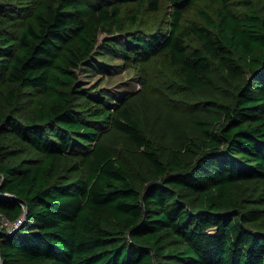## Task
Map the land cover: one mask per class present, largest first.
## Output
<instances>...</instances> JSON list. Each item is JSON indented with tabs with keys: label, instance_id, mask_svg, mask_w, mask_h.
Returning <instances> with one entry per match:
<instances>
[{
	"label": "trees",
	"instance_id": "16d2710c",
	"mask_svg": "<svg viewBox=\"0 0 264 264\" xmlns=\"http://www.w3.org/2000/svg\"><path fill=\"white\" fill-rule=\"evenodd\" d=\"M166 1L0 0V264H264V0Z\"/></svg>",
	"mask_w": 264,
	"mask_h": 264
},
{
	"label": "rangeland",
	"instance_id": "374dc122",
	"mask_svg": "<svg viewBox=\"0 0 264 264\" xmlns=\"http://www.w3.org/2000/svg\"><path fill=\"white\" fill-rule=\"evenodd\" d=\"M165 5L170 4L164 0ZM147 22V18L141 21V25ZM105 38H109L116 42L118 47L125 46L127 39L122 34H111L102 32L98 42L96 55L93 56L92 62L82 64L79 69L80 80L85 86H94L97 89H104L113 94V98L109 99L113 105H116L118 96H122L123 92L136 91L140 85V72L133 66L126 63L121 51H115L110 45L105 49L102 42ZM104 53L102 55V53ZM101 53V54H100Z\"/></svg>",
	"mask_w": 264,
	"mask_h": 264
},
{
	"label": "built area",
	"instance_id": "2783aa9c",
	"mask_svg": "<svg viewBox=\"0 0 264 264\" xmlns=\"http://www.w3.org/2000/svg\"><path fill=\"white\" fill-rule=\"evenodd\" d=\"M23 222V216L19 217L16 221H11L8 217L0 211V226L7 227L8 229H14Z\"/></svg>",
	"mask_w": 264,
	"mask_h": 264
},
{
	"label": "water",
	"instance_id": "95a60500",
	"mask_svg": "<svg viewBox=\"0 0 264 264\" xmlns=\"http://www.w3.org/2000/svg\"><path fill=\"white\" fill-rule=\"evenodd\" d=\"M3 261V260H2Z\"/></svg>",
	"mask_w": 264,
	"mask_h": 264
}]
</instances>
